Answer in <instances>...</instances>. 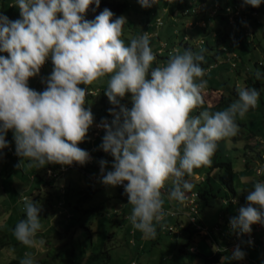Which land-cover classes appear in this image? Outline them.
Returning <instances> with one entry per match:
<instances>
[{
	"label": "clouds",
	"instance_id": "clouds-1",
	"mask_svg": "<svg viewBox=\"0 0 264 264\" xmlns=\"http://www.w3.org/2000/svg\"><path fill=\"white\" fill-rule=\"evenodd\" d=\"M137 2L143 8L156 4V0ZM262 2L244 0L252 7ZM92 4L98 8L100 0H16L19 19L0 15V53H8L0 55V150L8 147L5 133L11 130L16 154L27 159L29 167L86 164L90 154L78 144L94 123L91 109L85 107L88 90L97 92L87 86L108 77L105 95L114 106L109 109L114 119L99 125L106 132L100 147L114 162L113 170L102 175V183L124 186L133 228L155 239L157 225L164 227L166 182H172L169 199L183 203L186 192L195 187L185 177L194 169L212 166L218 143L238 134L237 118L258 106L260 93L238 88V99L225 110L192 115L204 103L203 55L175 50L166 64L152 67L156 56L147 32L126 43L121 38L126 18L112 20L114 13L105 8L88 20L85 15ZM237 7L234 15L240 12ZM49 58L54 67L47 87L42 92L30 88L29 79ZM127 94H131L130 109L121 104ZM106 164L100 161L102 173ZM253 187L247 205L230 220V227L240 234L251 233L254 224L264 225V181ZM22 199L25 218L16 224L13 235L34 247L42 229V208L26 196ZM244 257L237 246L231 259ZM20 264L34 260L27 254Z\"/></svg>",
	"mask_w": 264,
	"mask_h": 264
},
{
	"label": "rangeland",
	"instance_id": "rangeland-1",
	"mask_svg": "<svg viewBox=\"0 0 264 264\" xmlns=\"http://www.w3.org/2000/svg\"><path fill=\"white\" fill-rule=\"evenodd\" d=\"M121 1L126 2L127 5L121 14V16L126 18L121 37L126 43L133 39L132 30H139L141 26L138 24L147 14L153 24L156 22V24L162 25L161 27L158 26L157 29L163 37L162 42L154 38L150 45L156 56V61L152 67L161 66V62L166 64L170 56L169 54L168 57L166 56L167 58L160 59L156 55L154 43L157 41L159 44L161 43L157 53L163 50L165 41L169 49H172L173 52L178 50L182 54L185 48L182 44L178 43L181 37L184 40L188 38L202 44L201 49H203L205 47L203 40L209 38L208 36L212 31L215 30L216 33L219 31L224 32L223 37L226 38L225 46L230 54L225 57L216 54L217 60L212 65L215 66L216 63L228 61L236 53L238 55L236 66L238 70L240 68L243 69L241 70L243 72L239 76L237 75L238 77H233L227 71L221 74V66H216L211 71L206 72L203 77V79L207 80V86L203 91L204 103L201 107L196 108L192 115H199L204 110H209L210 112L225 110L234 100L228 104L219 106V108H213L221 95L228 98L233 89L243 87L241 80L246 77V74H243L246 68L255 70V62L259 60L264 64V18L261 16L264 5L258 7V13L256 14L255 12L258 16L255 17V14L247 11L250 5H246L243 0H227L230 7L235 4L238 6L237 9L241 11L239 13H243L240 17L241 19L244 17L245 28L255 32L253 36L252 34L250 35V40L247 37H243L241 41L238 38L240 27L235 22L236 20L231 9L227 10L228 5L225 6L224 0H204L205 3L201 5L195 4L201 0H193L194 2L191 3H188L186 0H156V4H153L150 8L141 7L137 0ZM1 2L2 0H0V5ZM15 3L16 0L5 6V12L8 14L10 20L20 18V12ZM173 10L176 12L174 16ZM87 12L85 16L89 17H96L101 13L100 10L93 7H89ZM224 14L228 18V21L221 19V16ZM241 32H244V29ZM147 35L153 36L155 34L149 32ZM217 49H223V44L221 43ZM192 51L202 54L204 60L207 61L206 54L208 51L203 49L201 50L203 52H201L197 47ZM50 65L53 64L44 65V71L51 70ZM207 67L210 68V65H207ZM231 67H235V64H231ZM257 69L261 70L262 67L257 66ZM43 73L36 75L35 78L39 79L41 76L42 79L43 75H45ZM107 83L108 77H104L100 81L87 86L88 89L91 87L96 88L98 93L96 96H86L85 107L91 109L94 114L93 116H99L103 113L105 100L100 101V94L102 90L105 93ZM28 84L30 88L40 92L41 88L37 85L36 80L29 79ZM80 87L85 86L80 85ZM260 92L258 106L249 111L243 119L237 118L239 125L238 134L224 139L225 149H223L222 153L232 161L235 170H240L244 167L242 161L244 158V144L261 149L258 136L251 135V130H257L264 137V85L260 86ZM130 95L127 94L121 100L122 105L131 103ZM106 101H109L107 96ZM103 137H99L97 141L95 140V144L101 145ZM5 139L10 148L6 147L0 150V228L6 229L9 233V239L14 241L16 238L13 235V229L18 223L17 221L25 218V213L22 210L24 207L22 197L26 196L30 200H36L33 195H36V187L40 181L36 177H31L30 174L41 170V168L29 167L28 160L16 154L14 134L11 130L5 133ZM93 139L96 138L85 139L82 143H84V146L92 149L94 146ZM80 144H78V147ZM261 145L264 147V144ZM94 149L96 150V148ZM104 160L107 163L109 162L106 166L112 168L114 157H110V159L106 157ZM251 163L253 162L250 161L249 165ZM77 169L73 168L69 171L67 170L68 172L65 171L66 173H58L56 175V178L61 176L64 185H66V190H63L64 192H55L50 187L48 188L49 192L42 188L39 191L41 199L35 202L42 208L40 213L42 229L37 233V245L27 247L19 241L16 244L11 242L8 246L0 249V264H6L11 258L19 256L20 254L18 255L17 250H24L25 256L30 254L34 260V264H39L41 259H48L50 264H205L202 256L200 257L192 252H179L177 250L178 242L175 243L174 241L177 226L174 225V218L167 219L168 223L173 225L170 232L168 226H165L163 229L158 227L157 241H152L148 238L147 240L142 239V245H139L138 242L144 235L139 234L138 230L135 231L136 234L128 231L127 225H130V220L126 221L123 225L110 222L112 218L117 220V222H121V220H118L119 215L117 212L121 211L125 205L130 207L126 197L119 194L116 187L106 186L101 181H96L94 177L89 178V174L79 170L80 168ZM206 170L207 167H200L194 170L191 175L196 177L197 180L201 179L198 176L202 175L203 180L207 173ZM91 174L95 176L100 175L94 169H92ZM210 184L213 193L205 194V199H202L199 205V215L208 227L210 226L208 229L215 233L217 232V230H214L215 227L218 226L219 229L225 228L224 220L226 219L225 216L228 210L239 214V208L245 206L246 196L253 189L246 182L241 183L237 179L234 184V193L221 184L216 171L210 175ZM201 185L204 188L209 187L208 181L202 182ZM91 186L95 188L93 193L92 189L89 188ZM109 216L112 218H109ZM180 218L185 224L188 223L186 214H182ZM192 225L195 226L194 224ZM86 226L93 233L90 234ZM262 232L256 231L254 233L257 237L256 242L259 247V253L254 252L250 247L251 245L244 242L247 245L246 248L249 255L252 256L250 258L247 256L250 264H264V235ZM129 238L132 241L129 242ZM39 240H43L44 244L40 245ZM134 241L135 244H133ZM208 241L210 242V240ZM212 250L215 251L214 245ZM25 256L23 257L25 258ZM19 257L22 258V256ZM231 257L232 255L226 252L219 264H231L233 260Z\"/></svg>",
	"mask_w": 264,
	"mask_h": 264
},
{
	"label": "trees",
	"instance_id": "trees-1",
	"mask_svg": "<svg viewBox=\"0 0 264 264\" xmlns=\"http://www.w3.org/2000/svg\"><path fill=\"white\" fill-rule=\"evenodd\" d=\"M12 1H15V0H2L1 7H0V15H4V16L8 17V14L5 12V6L8 3L9 4L12 3ZM186 1L188 3L189 2L190 3L194 2V1H191V0H186ZM201 1H204V0H201ZM201 1H198V3H195V4L198 5V4H200ZM223 3L225 4V6L226 5H230V4L227 3V0H224ZM126 6H127L126 2H123L121 0H100V5H99L98 8L96 7L95 4L90 5V7L96 8L97 10H100L101 12L105 8L111 10L114 13V16L112 17V20H115L116 18L120 17L121 14L126 9ZM231 6H232V8L235 9L236 5L233 4ZM175 8H177V7L175 6ZM254 8L255 7L249 6V9H251V10H254ZM234 9H232L233 12H234ZM173 12H174L173 13V16H174L176 14V12H177V9H176V12L174 10H173ZM249 12L251 13V11H249ZM257 13H258V11H257ZM241 14L243 15V13L235 14L234 17H235V20H236L235 22L240 27V33H239L240 35L238 36V38H240V40L242 41L243 37H247L249 39L250 35L252 34V36H253V34H255V32L250 30V29H246L245 28L246 24L244 22V17H242V19H241V17H240ZM256 14L254 15L255 17L258 16ZM261 16L264 18V10H263ZM85 18L88 19V20H94L95 19V17H89V16H85ZM221 19H225L226 21H228V18L225 16V14L221 16ZM263 23H264V21H263ZM138 25L141 26L139 28V30H136V31L132 30V37L133 38L139 37L140 35L144 34V32H147V34L149 32H151V33L153 32L155 35H153V36L150 35L149 36L150 45H151L152 40H154V38H157V40L159 42H162L163 37L161 36V32L159 30H157L158 26H160V25H157L155 22L153 24L151 18L148 16V14L146 16H144L140 20ZM260 28H262V27L260 26ZM243 29H244V32H241V31H243ZM170 30H172V28H170ZM215 33H216L215 30L212 31L211 34L208 36L209 38H206V39L203 40L204 41V46H205V47H203V49L208 51L207 54H206L207 61L203 60V62H201V66L205 70V74H206V72L211 71L214 67L221 66V68H220L221 74H223V72L227 71V72H230L233 77H236L237 75L239 76L243 72V71H241L243 69L240 68L238 70V68L236 66V63H238V61H237L238 55L235 52H234L235 56L233 58L232 57L229 58L228 61H223L222 63H216L215 66L212 65V63H215L216 60H217L216 54H220V56H222V57L228 56L230 54V53H228V49L225 46L226 38L223 37V33L224 32H222V31L220 32L219 31L216 34ZM158 41L154 43V47L156 49V55L160 59H163L166 56L168 57L169 54L174 53L172 49H169L167 47V43L165 41H164L163 50H161L160 52L157 53V51H159L160 46H161V43L159 44ZM178 43L182 44L185 49L195 50L196 47H197L198 49H200V51L203 50V49H201L202 48V46H201L202 44L196 43V42H194V41H192V40H190L188 38L184 40L183 37H181L179 39ZM221 43L223 44V49L218 50L217 47H219V45ZM201 52H203V51H201ZM231 53H233V52H231ZM231 64H235V67H231ZM163 65H164V63L161 62V66H163ZM207 65H210V68H208ZM255 65H256L255 70H252L251 68H249V69L246 68V71L243 73L244 75L246 74V77H244L241 80V84H243V87L255 88L256 90L259 91V93H261L260 92V86L264 85V64L261 62V60H259V61L255 62ZM257 66L262 67V69L261 70L257 69ZM90 89H96V88L91 87ZM97 94H98L97 92L94 93V94L93 93H88L87 96L92 97V96H96ZM230 94L231 95H229L228 98L225 97L224 95H221V97L219 98V101L214 105L213 108H219V106H221L223 104H228L230 101L232 102L233 100L235 101V100L238 99L237 89H233ZM104 100H105V105L103 106V113L100 114L99 116H94V117H98L97 120H99V121H101L103 119H107V120H109V123H110V121L113 120L114 117L110 114L109 109L113 108L114 106L109 101H106V95H105L104 91L102 90L101 94H100V101H104ZM125 105L129 109L132 107V103H125L123 106H125ZM116 110L118 111L119 109L117 108ZM251 110H253V109H250L249 111H251ZM252 134L253 135L262 136V135L259 134V132L257 130H251V135ZM7 148H10V147H7ZM244 148L245 149H244V152H243L244 153L243 160L250 161L251 158L253 159L255 157H259L262 160V157H260L262 152H260L259 149L255 148L253 146L250 147L247 144H244ZM223 149H225L224 140H222V141H220L218 143L217 151H216L214 157L212 158V161H213L212 162V166L211 167H207V170H206L207 173H206V176L204 177L203 180L202 179H198L197 180L196 177H193L192 175L185 177V179H187L190 183L195 185L193 190L197 191L199 199H204L206 197V195H205L206 193H211V194L213 193L212 190H211L212 188H211V184H210V175L214 171L217 172L219 180H220L221 184L224 187H226V188H228V189H230L232 191L234 190V188H233V181H234V178H233V176H234L233 163H232V161L229 158L225 157L224 153H222ZM102 153H103L102 151L97 152L98 158H101ZM103 156H105V154ZM108 156L111 157V158L113 157L110 153L108 154ZM91 163H92L91 161H88L84 165H80V164L76 163L75 167H73V168H80L79 170H82L84 173L89 174V178H91L92 176H95L94 174H91L92 169H94L97 172V174H100L98 176H102L103 174H106L107 171H109L108 169H104V173L101 172L100 161L98 162V164H97V162H94L93 164H91ZM194 170H196V169H194ZM45 173H46V175H44ZM48 173H49V175H48ZM58 173H60V174L63 173V171L60 169V165L48 164L45 167L41 168V170H37V171L32 172L30 174L31 177H33V178L36 177L40 181L39 185H37V187H36L37 188V193H36V195H33L36 200H40L41 199V197L39 196V191H41V188L44 189L45 191L49 192L48 188L50 187V189L53 188V190L55 192H60V193L64 192L63 190H66L65 189L66 185H62L61 184V180H62L61 176L56 178V175ZM262 178H264V173L262 175ZM206 181H208V185H209L208 188L207 187L204 188L201 185L202 182L204 183ZM89 184H91V183H89ZM91 185H94V184H91ZM89 188L92 189V193L95 191V188L93 186H91ZM119 188L124 190L121 187H119ZM171 188H172V182L170 180V181L166 182L165 191H166L167 195H168L169 191L171 190ZM66 192H69V191H66ZM89 192H88V194H89ZM125 213H126V211H124L122 213V216L125 215ZM109 218H112V217L109 216ZM20 220H22V218ZM118 220L119 221L121 220V222H117V220H115L113 218L110 219V222L116 223L118 225H120V224L123 225L124 223H126V221H128L127 219L121 218V215H119V219ZM19 221H17V222H19ZM14 226H15V224H14ZM127 227H128V231H130V233H132V234L135 233L136 234V232H135L136 230H132L131 231V227H132L131 222H130V225L129 224L127 225ZM86 228H87V230H88V232L90 234L93 233V231H91V229L88 226H86ZM263 229H264V226H263ZM193 230H194V228L189 223L187 225H185L184 228L182 229V232L184 233V238H180V239L177 238V242L178 243L175 242V243H177V250H179V252H185L186 251V252L189 253V251L187 250L186 247H188L189 244H194V243H196L198 241L197 239L195 241V239H193V237L191 235V234H193V232L196 231V230H194V231ZM138 232H139V234H142L139 230H138ZM263 234H264V230H263ZM127 235H128V233H127ZM145 237L146 236L144 235L143 238L145 239ZM143 238H141V239H143ZM147 238L152 240V241H157L156 238L155 239H152V238H149V237H147ZM147 238L145 240H147ZM141 239L138 242L139 245L141 243ZM130 241H132V239L129 238V242ZM11 242L16 244L17 240H14V241L10 240L9 239V233L7 232V230L4 229L3 227L0 228V249H2L5 246H8L9 244H11ZM133 244H135V241L133 242ZM16 252L18 253V255L20 254L19 256H22V258L19 257V256H15V257L11 258L10 260H8V262L6 264H20V261L22 259H24L23 256H25V251L24 250H17ZM72 252H73V250H72ZM198 252L204 258L205 264H212V263L216 262L219 259V256L222 254L221 251H215L214 253L212 251L210 253H204L202 251H198ZM108 257H110V256L108 255ZM80 258H81V256H80ZM39 264H50V262L48 261V259H41Z\"/></svg>",
	"mask_w": 264,
	"mask_h": 264
},
{
	"label": "crops",
	"instance_id": "crops-1",
	"mask_svg": "<svg viewBox=\"0 0 264 264\" xmlns=\"http://www.w3.org/2000/svg\"><path fill=\"white\" fill-rule=\"evenodd\" d=\"M243 2H244V0H243ZM261 5L263 6L264 5V2H262ZM0 7H1V5H0ZM255 8H254V10L247 9V11H251V13H253V14H254V11H256V13H257L258 7L256 9ZM0 55L8 56V53H3V54L0 53ZM52 70L53 69H51L49 71H44L43 70L41 73L44 72L43 74H45V75H43L44 77L42 79H41V76L40 75H39L40 76L39 79L38 78H35V77L30 78V80H33V81L36 80L37 85L40 86V88H41L40 89V92L42 90H45V88L47 87V85H45V82H46L47 78L50 76ZM44 78H45V80H44ZM97 119H98V117H94V121H97ZM105 134H106L105 130L104 131H101L100 133H98V134H96L94 136L91 133H88V135H87L88 138H91V139L92 138H96V139H93L94 140L93 141L94 142L93 143L94 146L92 147V149L91 148H88V146H84V143H81L79 145L80 148L84 149L85 151H87L90 154V158L92 159V161H91L92 163L91 164H93L94 162H97V164H98L99 161L104 160V158H106V157H109L108 156L109 153L104 152L103 149L100 147L102 144L101 145L100 144L99 145L95 144V142L97 141V139L99 137H103ZM257 136L258 137H261L264 140V137L263 136H259V135H257ZM86 140H88V139H86ZM94 148H96V150ZM100 151H102L103 153H102L101 158H98L97 152H100ZM259 151L262 152L261 155H260V157H262V155L264 154V147L262 145H261V149H259ZM104 154H105V156H103ZM109 159H110V157H109ZM242 161L244 163V167H242L240 170H235V168H234V176H233V178H234V181H233V188H234V190L233 191L231 190L232 192L235 191V185L234 184H235V182H236L237 179H239V181H241V183L246 182L247 185L249 184V186L253 190H254V187L252 185L255 182H257V181H264V178H262V175L263 174H257L255 172V170H254L255 166H257L258 164H260L261 158H259V157H255L253 159L251 158L250 161H252L253 163H251L250 165H249V162L250 161H246V160H242ZM71 169H73V168H71ZM71 169H69V170H71ZM105 169H108L109 171H112L113 170L111 167H107V166H105ZM68 171H66V172H68ZM66 172L63 171V173H66ZM198 177H201V179L203 178L202 175H199ZM96 181H101L102 182V176L99 179H97ZM61 184L64 185V182L62 180H61ZM115 187L117 188L118 193L121 194V195H123V196H125L126 197V200L128 201L127 195L125 194L124 190L120 189L118 186H115ZM162 191H163V194H164L163 195V198H164L163 208H164V211L166 213V215H165V217H164V219L162 221V223L164 225L163 228H165V226H168L169 227V232H170L171 231V227H173V225H171L170 223H168L167 219L168 218L169 219L170 218H174V220H175V224L174 225L177 226V231H175L176 232L175 233L176 236H175V240L174 241L177 242V238L178 239L184 238V233L182 232V229L184 228V226L187 225L188 223L191 224V222H189V217L187 215V205L185 204V202L180 203V202H178V201H176L174 199H169L168 195L166 194V191L164 189ZM193 191H195V190H193ZM196 201H197L196 202L197 204H198V201H199L198 210H200V206L199 205H200V202H202V199L200 200V199H198V197H196ZM245 202L247 203L246 200H245ZM246 203H245V205H246ZM131 208H132L131 205H130V207H128V205H125L123 207L124 210L122 209L121 211H118L117 213H118V215H121V218H124V219L129 220L128 217L131 214ZM124 211H126V213H125V215L122 216V213ZM182 214H186V216L188 218V223L187 224H185V222H183L181 220L180 217L182 216ZM236 216H238V213H232L230 210H228L227 211V214L225 216L226 219L224 220V223L226 225L225 228L218 229L217 232H215V233L214 232L205 233V231H203V230L193 232V234H191L192 237H193V239H197V240L200 239V240H199V242H196L194 244H189L188 247H186L187 250L189 252L196 253L198 256L201 257V254H199L198 251H202L204 253H210L211 250L213 249V245L215 247V251H219V250L216 249L215 243L220 242L226 248L224 250H221L222 254L219 256V259L216 262L212 263V264H217V263L219 264L220 261H221V259H222V256L226 252H229L230 255H232L233 252H234V250H232L231 248L229 249L227 246L230 245L231 242L234 241L233 238H235L234 237V232L235 231L230 227V220L233 217H236ZM196 222H198L199 224L203 225L206 229L210 228V226L208 227V225L206 224V222L200 217L199 211H198V217H197ZM157 226L160 227L159 225H157ZM260 227L261 228L252 227L251 233H246L245 235H242L241 237H236V239L241 242L240 249L245 253V257L242 260H235V259H233L231 264H250L248 262L249 259L247 260V256L249 258L252 257V256L249 255V252L247 251L248 249L246 248L247 245H245L244 242H246L247 244L251 245L250 247L252 248V250L254 252L259 253L258 252V248L259 247H258V244L256 242L257 241V237L255 236L254 233L256 231H261L262 232L264 230L263 229V225H261ZM132 230H136V229H134L133 226H132L131 227V231ZM195 233H197V234H195ZM247 234L253 235L255 237V240L253 242H250L248 240ZM262 234H263V232H262ZM146 238L147 237H145V239ZM207 238H209V239H207ZM145 239L143 238V240H145ZM143 240L141 239L140 245H142V241ZM208 240H210V242ZM261 243H263V242H261ZM211 244H212V246H211ZM215 251L212 250L213 253ZM227 264H229V263H227Z\"/></svg>",
	"mask_w": 264,
	"mask_h": 264
},
{
	"label": "built area",
	"instance_id": "built-area-1",
	"mask_svg": "<svg viewBox=\"0 0 264 264\" xmlns=\"http://www.w3.org/2000/svg\"><path fill=\"white\" fill-rule=\"evenodd\" d=\"M191 1H193V0H191ZM227 10H230V8L227 7ZM234 13H237V11H235ZM46 64H52L51 58H49L45 62L44 65H46ZM43 66L41 67L39 74H41V72L44 70L43 69ZM50 66L53 69L54 66L53 65H50ZM45 85H47L46 82H45ZM42 91H44V90H42ZM89 92H93L94 93L93 90H88V93ZM125 107H126V105H125ZM103 120H107V119H103ZM103 120H101V121H99V120L94 121L93 125L89 128L88 133H91L94 136V135L100 133L101 131H104V129L102 127H99V125L101 124V122ZM107 121L109 122V120H107ZM86 139H89L88 136L86 137ZM258 141H260L259 143L264 144V140L261 137H258ZM89 161H92V159L90 158ZM75 164L76 163L74 162L71 166H61L60 165V169L62 171H67L68 169L75 167ZM254 170H255V172L257 174H263L264 173V154L262 155V160H261L260 164H258L257 166H255ZM92 177H94L96 180H97V178L98 179L100 178V176H92ZM126 183L127 182H125V184ZM119 187H121V188L124 189V186L123 185H120ZM186 197L187 198H186V200L184 202L187 205V215L189 217V221L192 224H194L195 225V228L198 229L199 231L203 230V231H205V233H211V232H213V231H211L209 229H206L203 225H201V224H199V223L196 222L197 213H198V204L196 203L197 192H195V191L186 192ZM246 205H247V203H246ZM252 227L260 228V224H254V225H252ZM218 229H219V227L217 226V227H215L214 230H218ZM242 235H245V234H240L237 231H235L234 232V237L235 238H233L234 241H232L231 244L228 245L227 247L229 249L231 248L232 250H235L237 248V246H239V248H240L241 242L239 240H237L236 237H241ZM247 237H248V240L250 242H253L255 240V237L253 235L247 234ZM215 246H216V249L217 250H224L226 248L220 242L215 243Z\"/></svg>",
	"mask_w": 264,
	"mask_h": 264
}]
</instances>
